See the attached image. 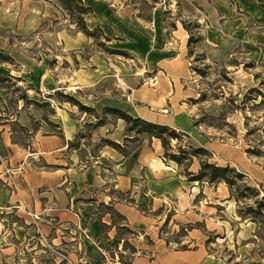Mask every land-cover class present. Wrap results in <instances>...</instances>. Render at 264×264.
Listing matches in <instances>:
<instances>
[{
  "label": "rangeland",
  "instance_id": "obj_1",
  "mask_svg": "<svg viewBox=\"0 0 264 264\" xmlns=\"http://www.w3.org/2000/svg\"><path fill=\"white\" fill-rule=\"evenodd\" d=\"M200 1L205 3V11L213 9L206 0ZM193 2L196 1L106 0L113 14L119 17L115 25L108 28L92 17L86 19L90 30L94 31L97 26L103 28L110 38L106 41L103 31L96 30L91 39L78 32L70 22V15L62 11L56 0H0V49L14 60L0 61V75L20 79L0 84V119L12 121L7 129L15 141L25 147L32 145L36 134L58 135L61 131L64 136L60 115L75 122L78 132L70 141L78 143L79 147L63 151V158L72 153L79 160L77 168L69 166L72 207L86 222L106 213L107 220L112 219L120 227L119 230L115 227L117 234L111 245L106 241L98 244L97 238L88 233L89 239L95 241L92 244L95 250L97 248L95 254L89 245L78 249L70 242L47 240L54 235L65 236L67 231L57 234L52 231L45 236L37 226L27 227L12 209H0V248L13 244L18 250L19 264H131L134 255L151 258L155 242L158 244L160 239L165 241L166 248L182 250L183 247L186 250L196 248L194 241L202 245L205 242L208 252L221 257L225 264H264V236L251 242L257 227L249 220H240L236 213L237 203L228 199L229 190L225 184L210 186L189 182L182 168L164 159V163L173 165L181 176L187 199H173L158 212L164 217L173 212L176 216L166 226L162 222L148 227L154 231L151 237L141 227L122 228L124 220L117 214L111 217L107 213L111 211L107 206H112L113 200L128 203L132 199L130 192L106 187L109 184L100 188L90 186L88 176L80 174L86 166L100 162L102 174L111 181L115 162L109 156L116 150L104 145L101 139L123 144L127 131L125 122L113 115L107 117L105 125L93 129L88 124L96 123L94 114L82 112L78 106L66 102L64 96L68 95L94 108L101 117L106 107L135 116H140L136 112L141 113L145 108L168 121L182 111L188 113L191 124L185 131L183 123L171 122L178 131L186 133L182 144L189 142L205 147L210 152L211 163L235 167L246 174L247 184L257 188L260 196L264 195V96L260 94H264V21L259 24L258 17L251 15L254 5L264 13V0H226L232 13L213 26L206 24L204 13L197 10ZM130 8L133 11L130 12ZM138 15L160 19L165 29V43L154 48L153 53L167 48V60L180 56L176 61L179 64L172 68L161 63L169 75L161 73L155 66L156 61L139 60L129 49L131 18L147 22ZM182 21L190 22L194 35L195 41L189 47V33L182 29ZM196 21L201 27L195 28ZM152 22L147 24L152 25ZM172 23L180 26L177 33L173 32L176 28L170 26ZM162 80L167 84L170 80L171 87L176 89L171 96L174 105L172 108L170 104L171 109L163 105L161 99H153ZM133 91L140 102L129 99ZM24 94L29 101L43 105L38 108L21 101L19 98ZM45 118L49 120L45 122ZM50 122L59 128H52ZM24 125L25 132L21 131ZM80 133L85 134V138L77 140ZM172 143L177 145L176 141ZM137 144L129 143L128 148ZM158 144L152 141L149 145L145 140L141 146L148 150L151 159L157 160ZM160 148L163 156L162 144ZM29 161L33 167L54 169L39 156ZM198 169L195 159L189 171L196 173ZM136 204L142 215L157 214L146 204ZM26 213L32 215L30 211ZM189 224L194 228L188 229ZM139 246L142 248H137ZM67 251H77L80 260L75 261L73 255L72 262Z\"/></svg>",
  "mask_w": 264,
  "mask_h": 264
},
{
  "label": "crops",
  "instance_id": "obj_2",
  "mask_svg": "<svg viewBox=\"0 0 264 264\" xmlns=\"http://www.w3.org/2000/svg\"><path fill=\"white\" fill-rule=\"evenodd\" d=\"M84 1L92 8L95 14L92 19H96L98 24L110 28L111 24L115 25L119 21V17L113 14L114 11L111 4H107L106 0ZM195 1L194 3H197L202 9L201 12L204 13L206 24L210 26L220 23L226 15L232 13L226 0H206L207 4L213 8L210 11L204 10L205 3H201L200 0ZM43 8L41 6L40 9L43 10ZM251 9L253 11L251 15L255 14L259 19L257 23H262L264 21L262 9L255 5L251 6ZM131 11L133 10L130 8ZM131 20L132 24L129 26L130 36L128 37L132 40V43H130L129 49L139 60L149 63L156 61L155 66L158 67L161 73L164 76L166 74L169 75L168 70L162 68L161 63H166L167 68H172L173 65L179 64L176 61L179 60L180 56L167 60L168 56L165 54L167 48L158 49L159 52L156 49L157 52H152L154 48L165 43V29L161 27L160 19L154 18L152 25L147 24L151 22H139L133 18ZM175 26L176 29L173 32L177 33L180 26L177 24ZM182 29L185 31L183 26ZM146 30L151 33H148ZM128 37L126 36L127 39ZM159 85L158 91H156L158 93L155 94L153 99H161L160 101L163 105L170 107L171 104L173 108L171 96H174L176 89L171 87L170 80L168 84L162 80ZM82 86L85 85L83 84ZM134 92H131L129 99L140 102V100L134 97ZM131 108L132 106L128 109ZM136 114L148 121L165 124L169 127H173L171 122L178 123L179 125H181V122L185 125V128L182 129L183 131L188 129L189 124H191V116L186 112L184 113V111L176 114L174 119H170L169 121L159 118L157 113L149 110L145 111V108L141 109V113L136 112ZM59 117L62 119L59 124L63 127V131H65V141L56 134H44L40 136L36 134L32 145H27L26 147L12 140V133H9L7 129L12 121L0 119V182L3 185L0 187V209H12L13 213H16L24 220V224L27 227L37 226L45 236H49L52 231L56 234L58 231H67L68 233L65 236L54 235L53 237H48V241L57 242L59 239L60 243L70 242L72 245L78 247V249L86 248L88 245L94 248L92 244L95 241H91L88 234L91 232V237L97 238L98 244L106 241L107 244L111 245L110 242L115 240L117 232L114 231L115 227H112V219L107 220L105 217L106 213L101 218L99 217L100 219H90L86 222L72 207L74 204H72V198L69 195V178H71V167L77 168L79 160L72 153L68 154L67 158H63V151L68 149L67 143L77 134L78 126L70 119L67 120L65 117H62V115ZM167 118L169 119V117ZM152 141L159 143V147L156 150L157 160L151 159L144 145L137 148L128 159L123 158L117 151H113L109 156L115 162L113 170L114 178L111 181L107 176L102 174L100 162L95 163L93 166H86L80 173L88 176V184L90 186L100 188L109 184L106 187L116 188L118 191L124 193L130 192L135 204L113 200L112 206L126 219L122 227L128 229L136 226L141 227L151 237H153L154 231L148 230V227L152 226V224L157 226L162 222L165 223L170 215L169 224L176 216L173 212V214L164 217L161 213H158L159 209H165L166 205H169L173 199H177L178 201H180L179 199H187V192L183 191L186 187L181 180V176L174 170L173 165L170 166V164L163 161L164 157H162L160 151V141L158 139H153ZM148 143L149 145L152 144V142ZM33 156H39L40 159L46 161L49 165L61 168L46 170L43 169L44 167H33L29 161ZM152 163L154 164L152 165ZM180 194L183 196L181 197ZM136 203L143 206L146 204L152 212L156 210L157 214L153 216L142 215V211H140ZM27 211H30L32 215L26 213ZM154 228L156 229L157 227L154 226ZM158 242V244L155 242L156 246L153 248L154 254L151 258L134 255L130 259L131 264H225L221 257H216L208 252L205 242L202 245L194 241L196 248L189 250L168 249L163 239L158 240ZM137 248L140 249L142 247L139 246ZM94 253L97 254V248L96 250L94 248ZM67 254L72 262L74 261V258L71 259L73 255L75 256V261L80 260L78 259L79 254L77 251H67ZM17 256L18 250L11 243L5 244L0 248V264H19Z\"/></svg>",
  "mask_w": 264,
  "mask_h": 264
},
{
  "label": "trees",
  "instance_id": "obj_3",
  "mask_svg": "<svg viewBox=\"0 0 264 264\" xmlns=\"http://www.w3.org/2000/svg\"><path fill=\"white\" fill-rule=\"evenodd\" d=\"M48 1V0H45ZM58 1L60 8L63 12H66L68 15H70V22L71 24L75 25V28L78 30V32H82L87 38H94L95 31H103V28L95 27V30H90L86 25V19L90 17H94L95 14L93 13V10L90 6H88L84 0H56ZM192 5L197 8L198 10L202 11L201 7L197 5V3H192ZM264 9V5L262 6ZM140 18L147 22H151L152 18H145L142 15H138ZM181 25L184 27V29L189 33L188 38V47L195 41L194 35L190 28V22L186 23L184 21L181 22ZM196 27H201L199 23L196 21L194 24ZM170 26L174 29L176 28L175 23L170 24ZM102 37L106 41H110V38L105 35L104 31L102 32ZM198 40V39H197ZM120 52V51H118ZM120 54H123V52H120ZM9 60L14 61L11 56L6 53L4 50L0 49V61L1 62H8ZM9 79H15L19 81L20 79L14 76L3 77L0 75V84L3 82H7ZM262 96L264 94L260 93ZM66 102H70L75 106H78L80 111H84L85 113H93L94 117L96 118V123L88 124L93 129L98 128L99 126H103L107 123V117L109 115H113L117 120H123L125 122V129L127 131L126 137L124 139L123 144H119L116 142H111L107 139H101L104 145H107L111 147L112 149H115L117 152H119L123 158L128 159L132 155V153L142 145V142L147 140L148 142H152L153 139H158L160 143L162 144L163 148V156L164 159L168 161H174L180 168H182V171L184 175L186 176L187 180L189 182H197L199 185H202L203 183H206L210 186H216L217 184H225L229 190V197L228 199H234L237 203V210L236 213H238V216L241 221L245 222L246 220H249L253 222L257 229L255 232V238L251 242H256L255 239L262 238L264 236V195L260 196V191L252 187L250 184H247V176L246 174L242 173L235 167H232L231 165L226 166H220L216 163L210 162V152L208 149H206L203 146L196 147L189 142H186L185 145L182 143L183 138L186 135V133L178 131L176 128L169 127L168 125L161 124V123H154L151 121H148L144 119L143 117L131 115L130 113H126L118 108H110L106 107L102 111V116H99L95 109L92 107H89L87 105L81 104L77 100H75L72 96H64ZM21 101L28 103H31L32 105L36 107H41L43 104L37 103L33 100H28L27 95L24 94L21 98H19ZM49 120L48 118H45V122ZM49 122V121H48ZM52 128L55 126L59 128L57 124H53L50 122V125ZM27 131V128L21 126V131ZM61 139H64V136L62 135V132L60 131L59 134ZM85 134L80 133L76 137L77 140L84 139ZM14 142L15 139L12 138ZM172 141H176L177 145H173ZM17 143V142H16ZM129 143H138L133 148H128ZM68 149H76L79 147L78 143H74L69 141L67 143ZM197 159L199 163V169L198 172H191L189 171L191 165L194 163V160ZM54 169L61 168L59 166H49ZM129 204H135L134 200L130 199ZM109 208V213L111 217H114L115 214H117L119 217L124 220L125 223V217L121 216L116 210H114L113 206H107ZM159 211H162V208L159 209ZM169 215V214H168ZM170 219V215L168 216L166 222L164 223V226L168 224V220ZM104 226V225H103ZM102 226V227H103ZM180 226V229H182V226ZM112 227H117L119 230V226L112 222ZM124 228V227H122ZM188 229L194 228L193 225L189 224ZM186 228V229H187ZM127 230V229H126ZM180 233V232H179ZM178 233V234H179ZM208 242V241H206ZM186 247H183V250H186ZM262 254H264L262 252Z\"/></svg>",
  "mask_w": 264,
  "mask_h": 264
}]
</instances>
